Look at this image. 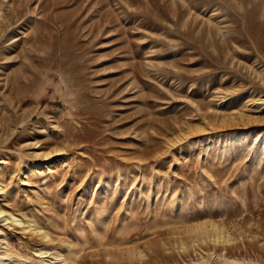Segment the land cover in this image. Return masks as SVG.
<instances>
[{"label": "rangeland", "instance_id": "rangeland-1", "mask_svg": "<svg viewBox=\"0 0 264 264\" xmlns=\"http://www.w3.org/2000/svg\"><path fill=\"white\" fill-rule=\"evenodd\" d=\"M0 185V264H264V0H0Z\"/></svg>", "mask_w": 264, "mask_h": 264}, {"label": "bare ground", "instance_id": "bare-ground-1", "mask_svg": "<svg viewBox=\"0 0 264 264\" xmlns=\"http://www.w3.org/2000/svg\"><path fill=\"white\" fill-rule=\"evenodd\" d=\"M1 186V185H0ZM3 215V212H0V216ZM10 217L14 218V216L10 215ZM15 219V218H14ZM70 262V260H68Z\"/></svg>", "mask_w": 264, "mask_h": 264}]
</instances>
